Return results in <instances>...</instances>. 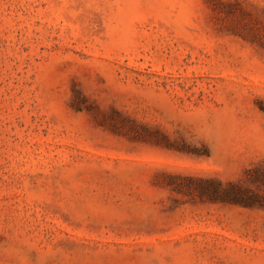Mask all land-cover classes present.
Listing matches in <instances>:
<instances>
[{
    "label": "rangeland",
    "instance_id": "374dc122",
    "mask_svg": "<svg viewBox=\"0 0 264 264\" xmlns=\"http://www.w3.org/2000/svg\"><path fill=\"white\" fill-rule=\"evenodd\" d=\"M255 167L264 0H0V264H264Z\"/></svg>",
    "mask_w": 264,
    "mask_h": 264
},
{
    "label": "trees",
    "instance_id": "16d2710c",
    "mask_svg": "<svg viewBox=\"0 0 264 264\" xmlns=\"http://www.w3.org/2000/svg\"><path fill=\"white\" fill-rule=\"evenodd\" d=\"M246 177L236 182L222 184L215 180H202L205 186L201 188L202 195H205L210 201H221L228 203H238L242 205H251L262 203V181L264 175L262 168L255 167L246 171ZM246 181L257 183L259 186L251 188Z\"/></svg>",
    "mask_w": 264,
    "mask_h": 264
}]
</instances>
